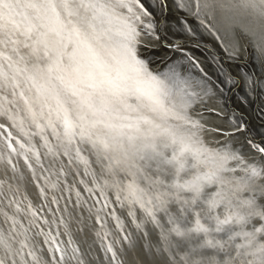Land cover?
I'll list each match as a JSON object with an SVG mask.
<instances>
[{
  "label": "snow or ice",
  "instance_id": "obj_1",
  "mask_svg": "<svg viewBox=\"0 0 264 264\" xmlns=\"http://www.w3.org/2000/svg\"><path fill=\"white\" fill-rule=\"evenodd\" d=\"M170 18L264 58V0H0V264H94L73 222L109 264L129 225L156 264H264V145L206 142L210 81L168 59Z\"/></svg>",
  "mask_w": 264,
  "mask_h": 264
},
{
  "label": "bare ground",
  "instance_id": "obj_2",
  "mask_svg": "<svg viewBox=\"0 0 264 264\" xmlns=\"http://www.w3.org/2000/svg\"><path fill=\"white\" fill-rule=\"evenodd\" d=\"M154 3H160V0H154ZM171 22L175 24L173 25ZM189 26L193 28L195 32L194 35L185 32L182 24L177 23L175 19L170 18L161 23V27L165 30L168 28H176L177 30H175L182 35L181 37H176L177 41L179 40L181 43L186 42L184 40H191L204 42L209 45V49L194 45L183 46L185 47L184 49L188 50L190 53H195L197 56L199 55L198 59H194L207 73L208 76H205L198 73L196 70H192L191 62L188 64L187 61L183 62L181 60L184 58L182 53L178 52L175 48H167L166 41H171L169 38L172 35L168 34V39L164 42V48L168 49L167 57L170 61L177 62V60H180L178 62L182 66V71L191 75L194 79L203 77L210 81L209 86L211 87V92L209 96L204 98L203 105L201 104L198 107V118L202 119V121L207 124L209 130L213 129L212 126H215L211 122L214 121L212 118L215 117L216 121L214 122L220 125L217 127H221V129L227 132H235L234 138L229 136L227 139L232 140V143L242 151L245 150V147L249 143L248 140L251 138L250 136L259 139L264 144V91H261V89L264 88V58L256 51L251 38L248 36H245L243 40L224 36V43L222 44L220 41L216 40L215 37L200 29L198 22H191ZM145 39L147 40V38ZM231 44H235L236 46L235 54H233L231 47L225 50L226 46ZM210 47L221 54L223 58L212 53ZM159 50L161 49L158 47H152L145 52V55L152 61L154 60V54L161 55ZM254 52L260 59L255 57ZM162 56L163 57L159 60L155 58L156 61H152L155 68L162 66L164 55ZM175 56H177V59H174ZM188 67H190V69ZM246 76L251 78L253 83L252 90H250L243 81V78ZM221 81H225V83H221ZM223 96L225 99L232 100V103H230L229 100L219 101ZM244 106L247 107L246 111L243 110L245 109ZM203 107L211 110L204 112L205 114L201 111L198 112V110ZM225 119L228 122L222 121ZM241 123H246V128L245 130L237 132L236 128L240 127ZM241 135L242 139L239 137ZM218 137H220V139ZM224 139L225 138L222 136H217L214 131L213 133L210 131L206 133V142L210 145H216L218 141L223 142ZM247 158L251 159V156ZM22 183H26V181ZM24 190V188L21 189V191ZM26 191L27 193L32 192L30 184H27ZM61 206H63L62 203ZM6 227L7 225L5 228ZM71 230L73 229L71 228ZM128 230L131 234L130 242L122 241L121 244L117 246L119 249L118 255L122 264H156L157 258L149 252V246L154 240L153 234L149 232L147 238H142L141 234L139 235L134 229ZM73 232L82 241L84 251H90V248H87L85 245L89 238L88 229H85L83 232H77L75 230H73ZM88 257L90 260L94 261V264H109L101 261L97 262V260L89 256V254Z\"/></svg>",
  "mask_w": 264,
  "mask_h": 264
},
{
  "label": "water",
  "instance_id": "obj_3",
  "mask_svg": "<svg viewBox=\"0 0 264 264\" xmlns=\"http://www.w3.org/2000/svg\"><path fill=\"white\" fill-rule=\"evenodd\" d=\"M171 41H166L167 48H169V42H171L172 44H180L181 46L194 45V46H198V47H203V48L209 49V47H208L209 45H207L204 42H200V41L198 42V41H191V40L190 41H187V40H184V41H186L184 43H181L179 40L178 41L177 40H171ZM172 48L174 49V47H172ZM210 51L212 53H215L217 56L223 58V56L221 54H219L214 49H211V47H210ZM178 52H180V51H178ZM180 53H182L184 55V58H186V59H184V58L181 59L183 62L184 61L185 62L187 61V64L191 62L190 64L192 65L191 66V69L192 70H196V71H198V73L203 74L205 76H208L207 73L202 69V67L198 63H196V61H195L192 53H190L188 50H186L184 48H183V51L180 52ZM176 57L177 56H175L174 59H177ZM178 61H180V60H177V62ZM187 66H189V65H187ZM188 68L190 69V67H188ZM201 70H203V71H201ZM240 127H241L242 130H245L246 123H241ZM250 137L251 138H249L248 142H252V143H255V144L264 145L259 139H256L253 136H250ZM31 190H32V192H28L27 193L28 196H29V198L32 200V203L33 204H39L40 201H38V200H36L34 198L35 197V190H34L33 185H31ZM49 191L51 192V190H49ZM64 195H68V193L65 192ZM73 198H74V194H73ZM84 198L85 199H90L89 194L88 193H85L84 194ZM49 199H50V196H49ZM61 201H62L61 203L63 204V200H61ZM44 203L47 204L48 203V200H45ZM89 206H91V205L89 204ZM49 207L52 208V209H55L56 208V205H49ZM116 207H117V214L118 215L121 214L122 212H124V210L123 209H120L118 205H116ZM43 214H45V215H51V213H48V212H45ZM56 215H60V213H56ZM85 216H87V210L86 209H85ZM2 220H3V217H0V221H2ZM126 223H127V221H126ZM90 225H91V222H89V226ZM5 226L6 225H4V227ZM80 227H83V225H80ZM71 228L73 230L77 231V226H76L75 222H73V224L71 225ZM128 229H133V228L129 225L126 228L127 233H129V230ZM61 230H63V229L61 228ZM73 230H71V231H72L73 237L75 238L76 243L81 247L82 251H84V249L82 247V241L77 237V235H75V233L73 232ZM108 230L111 231V232H114L115 231L114 226L111 223V221L108 224ZM88 233H89V238H88V241L86 242L85 245L87 246V248H90V251L88 250L89 256H92L93 258H95L97 260V262H100L101 261V262L109 263L108 257L105 255V253H104V251H103V249L101 247L100 240L95 237L94 233H90L89 231H88ZM139 235H140V233H139ZM40 239H41L40 237H37V240H40ZM61 239H65L66 240L67 237L66 236H62ZM109 239H112V237H110ZM83 241H85V240H83Z\"/></svg>",
  "mask_w": 264,
  "mask_h": 264
},
{
  "label": "rangeland",
  "instance_id": "obj_4",
  "mask_svg": "<svg viewBox=\"0 0 264 264\" xmlns=\"http://www.w3.org/2000/svg\"><path fill=\"white\" fill-rule=\"evenodd\" d=\"M171 23L173 24V22H171ZM174 24H175V23H174ZM174 24H173V25H174ZM175 29H176V28H173V29H172V32L169 33L170 35H172V36L169 38V40H174V39L177 40V38H178L179 36H180V37L182 36L180 33H178V31H176L177 29H176V30H175ZM172 33H175V35H173ZM172 37H175V38H172ZM176 37H177V38H176ZM182 47H183V46H182ZM183 48H185V47H183ZM159 53H161V55H156V54L153 55V57H154V60H152L153 62L156 61L155 58H158L157 60H159L160 58L163 57L162 55H164V52H162L161 50H159ZM192 55L194 56V58H197V59L199 58V55L197 56V54H195V53H193ZM254 55H255V57H257V58L260 59V57H259L255 52H254ZM155 65H156V63H155ZM225 100H226V101L229 100V102L232 103V100H230V99H225L224 96H223L219 101H225ZM202 105H203V104H202ZM205 106H206V105H205ZM239 106H240V105H239ZM244 107H245V109H243V110L246 111V110H247V107H246V106H244ZM204 110H205V111H204ZM210 110H211V109H207V108H204V107H203V108L199 109L198 112L201 111V112L204 113V112H206V111H210ZM223 110H224V109H223ZM238 110H239V108H238ZM240 111H241V110H240ZM201 112H200V113H201ZM221 113H222V112H221ZM204 114H205V113H204ZM204 114H203V115H204ZM207 114H208V113H207ZM251 115H252V114H251ZM252 116H253V115H252ZM212 120L216 121V118L213 117ZM214 121H211V122L215 125V126H212V128H217V126H220L217 122H214ZM222 121H224V122H228L226 119H225V120H222ZM221 124H223V123H221ZM219 128H221V127H219ZM209 131H210L211 133H213L212 129L209 130ZM239 137L242 139V135L239 136ZM218 138L220 139V137H218Z\"/></svg>",
  "mask_w": 264,
  "mask_h": 264
}]
</instances>
